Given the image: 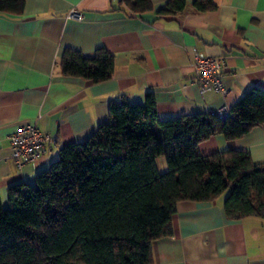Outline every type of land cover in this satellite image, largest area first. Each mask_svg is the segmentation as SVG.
<instances>
[{
  "label": "crops",
  "instance_id": "1",
  "mask_svg": "<svg viewBox=\"0 0 264 264\" xmlns=\"http://www.w3.org/2000/svg\"><path fill=\"white\" fill-rule=\"evenodd\" d=\"M167 1L150 0V8L138 13L121 0H24L20 13L0 11L3 201L10 184L33 182L61 145L83 141L107 121L110 103H144L150 91L158 117L166 119L214 113L232 106L251 86L264 89V0H212V7L202 10L195 0H186L182 10L160 13ZM99 47L113 56L109 78L93 82L61 71L66 48L92 54ZM193 49L222 59L226 94L200 92L192 81ZM27 123L52 141L17 168L10 136ZM228 148L245 149L253 161H264V124L234 139L215 134L198 144L202 155ZM225 193L178 201L171 232L153 240L148 264H264V218L227 215Z\"/></svg>",
  "mask_w": 264,
  "mask_h": 264
},
{
  "label": "trees",
  "instance_id": "2",
  "mask_svg": "<svg viewBox=\"0 0 264 264\" xmlns=\"http://www.w3.org/2000/svg\"><path fill=\"white\" fill-rule=\"evenodd\" d=\"M132 12L150 0H121ZM24 0H0V11L20 13ZM197 9L212 0H195ZM186 0H168L176 13ZM113 56L66 48L61 71L93 82L110 77ZM108 120L87 138L60 146L58 156L0 197V264H148L151 243L171 232L180 200H210L223 192L227 215L264 218V161L245 149L200 154L211 135L234 139L264 124V89L251 86L229 113L181 114L162 119L148 91L144 103H110ZM166 169L159 172L155 158Z\"/></svg>",
  "mask_w": 264,
  "mask_h": 264
},
{
  "label": "built area",
  "instance_id": "3",
  "mask_svg": "<svg viewBox=\"0 0 264 264\" xmlns=\"http://www.w3.org/2000/svg\"><path fill=\"white\" fill-rule=\"evenodd\" d=\"M71 15L80 18L81 14L75 11ZM193 76L201 93L207 90H215L226 94L228 87L223 82L222 59L217 56H209L193 49ZM219 117L229 113L226 105L220 106L215 112ZM52 141V136L42 132L34 123L18 126L10 136L11 156L17 168H21L27 162L34 160L44 152L45 145Z\"/></svg>",
  "mask_w": 264,
  "mask_h": 264
},
{
  "label": "rangeland",
  "instance_id": "4",
  "mask_svg": "<svg viewBox=\"0 0 264 264\" xmlns=\"http://www.w3.org/2000/svg\"><path fill=\"white\" fill-rule=\"evenodd\" d=\"M155 166L159 172H162L166 169L163 167V166H166V163H165V159L162 155H159L158 157H156Z\"/></svg>",
  "mask_w": 264,
  "mask_h": 264
}]
</instances>
